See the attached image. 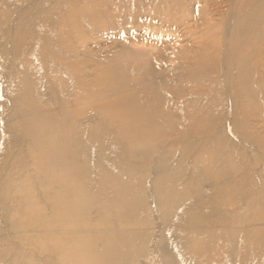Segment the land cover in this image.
<instances>
[{"label": "bare ground", "instance_id": "obj_1", "mask_svg": "<svg viewBox=\"0 0 264 264\" xmlns=\"http://www.w3.org/2000/svg\"><path fill=\"white\" fill-rule=\"evenodd\" d=\"M127 1L0 0V264H264V0L203 10L227 54L205 30L175 54L181 93L145 58L76 62L73 26Z\"/></svg>", "mask_w": 264, "mask_h": 264}, {"label": "rangeland", "instance_id": "obj_2", "mask_svg": "<svg viewBox=\"0 0 264 264\" xmlns=\"http://www.w3.org/2000/svg\"><path fill=\"white\" fill-rule=\"evenodd\" d=\"M176 1L179 2L177 5L178 11L173 16L180 18L182 16V20L193 19L189 23L177 27L166 26L165 23H160L155 16L151 20L146 18L145 16H148V14L145 12L148 11V8L145 6L148 4L152 5V9L149 8V11L155 12L154 15L160 14L161 11L159 8L157 10V8L154 7L155 1L151 2L150 0H128L122 10L108 11L107 13L110 17L107 18H98L94 20L87 17L82 20L80 19L78 24H75L72 29L75 35L73 47L79 48L81 53V56L76 62H79L82 67H84L85 71H88L86 73L92 74L98 69L105 68L107 63L113 62L116 59L127 60V63L135 64V58L139 57L138 59L140 60L145 58L154 72H160L166 83L173 85L176 90L181 93L185 90L186 84L185 80L179 76V70L177 69L183 63L181 60L173 61L172 57L175 54H182L194 47L196 48V44L200 37L199 34L205 30L206 32L209 31L208 35H211V40H214L213 43L216 44V48L218 50L220 49L219 51H221V53L219 52L217 54H220V57L223 58L227 54L224 53L226 52L224 46L225 36L228 34V32L226 33V28H228L226 26H229V19L227 14L223 17H215L216 23L213 25V22L211 23V21H208L207 16H205L207 12H203L209 4H217L221 0ZM159 17H161V15ZM262 28L264 29V24ZM83 43L86 45L84 46ZM259 49L260 109L264 111V36H260ZM125 56H128V59L123 58ZM226 124L230 125L232 128V132H229V136H231L234 141H236V139L238 140L234 133L235 130H233L234 124L229 122ZM252 125L254 126L253 123ZM237 126L240 128L243 127V125L239 124ZM246 128L247 127H244V130H247ZM263 130L264 129H262L261 132L259 129L254 130L255 135L259 138L258 140L253 139L254 141L245 142L246 145H250L251 143L255 145L258 151L261 150V152L255 151V153L250 156V159L258 160L260 153L264 155V151H262V149L264 150ZM241 131L244 132L243 129ZM245 134L248 139H252L249 130H247L246 133L244 132V135ZM260 134L262 135V141H260ZM243 138H245V136ZM204 186L207 187V184Z\"/></svg>", "mask_w": 264, "mask_h": 264}]
</instances>
